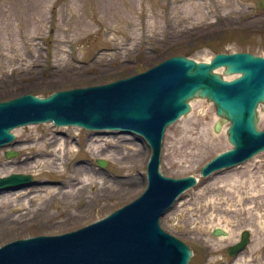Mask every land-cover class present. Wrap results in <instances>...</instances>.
<instances>
[{"label": "rangeland", "instance_id": "1", "mask_svg": "<svg viewBox=\"0 0 264 264\" xmlns=\"http://www.w3.org/2000/svg\"><path fill=\"white\" fill-rule=\"evenodd\" d=\"M258 1L0 0V102L108 84L173 56L198 62L220 53L264 57V10ZM258 117L262 130L264 110ZM217 118L211 102L194 100L188 115L165 132L160 172L199 181L162 217L163 227L192 248L189 264H264V151L208 178L199 176L206 163L231 148L229 123L218 118L216 130ZM21 128L16 135V129L11 131L13 143L0 149V178L29 175L26 192L36 199L0 201V247L75 231L130 203L146 188L150 151L139 136L64 130L48 123ZM53 137L74 145L65 165L37 169L40 159L41 165L49 160L44 148ZM88 140L99 141V153L83 151ZM127 150L142 151L146 159L133 160ZM5 152L16 155L7 159ZM214 227L228 236L213 237ZM243 231L250 234L249 244L233 259L227 247Z\"/></svg>", "mask_w": 264, "mask_h": 264}, {"label": "water", "instance_id": "2", "mask_svg": "<svg viewBox=\"0 0 264 264\" xmlns=\"http://www.w3.org/2000/svg\"><path fill=\"white\" fill-rule=\"evenodd\" d=\"M257 7L264 10V0ZM217 70L238 77L225 81ZM195 99L211 102L215 115L229 122L226 134L233 146L207 163L201 177L233 168L264 151V129L258 131L257 114L258 106L264 105V57L250 53H220L208 63L174 56L110 84L58 91L46 98L25 94L0 102V148L14 140L12 129L52 122L134 133L151 150L147 186L131 203L74 232L8 243L0 248V264H188L192 248L165 232L162 217L183 192L195 186L196 179L166 177L159 165L165 130L188 115ZM219 127L216 124V130ZM15 155L4 154L7 159ZM97 164L105 166L102 161ZM31 181L29 175L19 174L0 178V192L26 188ZM211 234L228 236L219 227ZM249 238L243 231L239 241L227 247L228 255L239 256Z\"/></svg>", "mask_w": 264, "mask_h": 264}, {"label": "bare ground", "instance_id": "3", "mask_svg": "<svg viewBox=\"0 0 264 264\" xmlns=\"http://www.w3.org/2000/svg\"><path fill=\"white\" fill-rule=\"evenodd\" d=\"M25 95V94H24ZM194 101V100H193ZM192 104V102H190V105ZM263 110H264V105H260L258 108H257V112H258V115L262 116L263 114ZM259 118V117H258ZM223 122H226V121H223ZM216 124H219V121H218V118H217V122ZM27 128H32V127H27ZM22 129L24 128H21V129H16L14 131L15 135L16 133H19ZM61 129H64V130H69V129H72V130H75V131H79V129H75V128H67V127H63ZM98 140L97 141H92V140H88L85 144H84V152L85 153H95L97 152V144H98ZM127 144V143H126ZM71 146H74L73 143H68L66 139L64 138H57V137H53L51 138L48 142H47V145L45 146L44 148V153L46 155V157L49 158L48 161H46L44 163V165H41V159L39 160V165L36 167L37 169H43V168H47L49 166H52V165H65V157H67V155H69V148ZM76 147V146H75ZM149 149V148H148ZM129 152H131V155L130 157L133 159V160H140L141 163L144 162V160L146 159L144 157V155L142 156V151L140 153V151L138 150H127ZM150 153H151V150L149 149ZM99 153V152H97ZM138 153V154H137ZM76 152L71 154L72 156H75ZM60 155H63L62 156V159H60ZM141 156V157H140ZM64 161V162H61V161ZM148 163V162H147ZM147 165V164H146ZM56 169H59L58 167H56ZM2 173V172H0ZM59 177L60 176H63L64 177V172H61V171H58L56 170L55 172ZM83 174H86L87 173H83ZM69 180H71L72 178H68ZM85 187H88V186H85ZM85 187H81L80 190H83L84 191V188ZM26 188H23V189H20L18 191H11V192H5V193H0V201H5L7 203H11V202H21L23 201L25 198H27L28 202H31L32 199H36V196L32 197V198H29L30 197V193H27L26 192ZM19 193V194H23V196H20V197H16V194ZM12 198H15V200H12ZM1 229V227H0ZM240 256V255H239ZM238 257V256H237Z\"/></svg>", "mask_w": 264, "mask_h": 264}]
</instances>
